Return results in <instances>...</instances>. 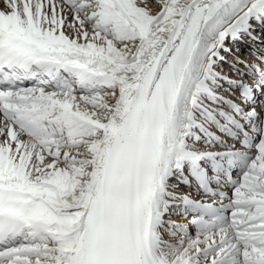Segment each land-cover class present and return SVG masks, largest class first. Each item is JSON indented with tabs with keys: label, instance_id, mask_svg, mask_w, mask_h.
<instances>
[{
	"label": "snow or ice",
	"instance_id": "1",
	"mask_svg": "<svg viewBox=\"0 0 264 264\" xmlns=\"http://www.w3.org/2000/svg\"><path fill=\"white\" fill-rule=\"evenodd\" d=\"M0 264H264V0H0Z\"/></svg>",
	"mask_w": 264,
	"mask_h": 264
}]
</instances>
